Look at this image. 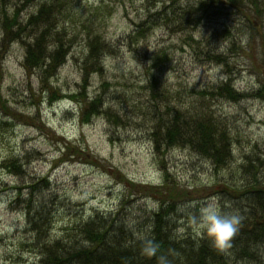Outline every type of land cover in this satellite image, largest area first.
<instances>
[{
  "label": "rangeland",
  "instance_id": "374dc122",
  "mask_svg": "<svg viewBox=\"0 0 264 264\" xmlns=\"http://www.w3.org/2000/svg\"><path fill=\"white\" fill-rule=\"evenodd\" d=\"M155 1L149 9L156 13L152 19L159 26L142 35L132 31L147 15L149 1L59 0L56 32L49 37V43L61 42L67 47V55L49 85L64 96L51 103L41 82L43 74L23 65L28 30L19 40L2 42L4 6L0 1V101L5 104L4 108L0 105V264H36L35 251L30 247L33 229L26 225L16 201L27 197L22 192H27L26 185L32 179L45 177L50 184L47 190L31 196L33 203L39 200L52 208L47 214V240L81 239L77 224L82 219L94 212L113 213L124 200L120 218L125 227L144 225L156 200L150 194L137 192L130 181L150 185L163 182V172L148 139L149 127L157 116L156 107L151 106V94L155 93L149 88L152 81L161 96L167 93L169 106L194 117L214 114L224 119L221 127L229 129L233 137L232 157L219 169L189 148L176 146L167 151L165 162L170 179L178 189H189L185 197L180 196L176 216L173 215L177 219V236L196 234L188 223L186 207L182 211L181 206L212 196L235 206V193L230 188L244 183L241 167L247 157L259 159L264 179V95L239 101L214 97L209 105L210 97L197 92L211 88L227 74L233 87L241 92L264 87V23L256 24L252 34L247 27L241 30L244 21L238 12H228L227 16L214 14L212 20L217 22L205 19L196 30L171 32L170 24L178 23L179 10L166 12V27L157 18L162 0ZM193 1L179 0L176 4ZM4 5L7 15L13 8H20L22 21L35 9L33 2L21 6V0H5ZM224 22L232 28L229 31L235 38V47H229L227 40L218 36L219 24ZM189 33L196 42L187 41ZM95 37L103 45L99 50L102 64L100 70L90 74L85 93L89 98L102 93L105 102L98 114L82 122L75 102L65 94L80 90L82 58L87 53V41ZM206 50L224 51V56L228 55L226 64L205 59ZM162 51V60L151 58ZM65 150L70 154L67 159L62 157ZM7 158L19 160L23 171L6 168L2 162Z\"/></svg>",
  "mask_w": 264,
  "mask_h": 264
},
{
  "label": "trees",
  "instance_id": "16d2710c",
  "mask_svg": "<svg viewBox=\"0 0 264 264\" xmlns=\"http://www.w3.org/2000/svg\"><path fill=\"white\" fill-rule=\"evenodd\" d=\"M0 1L4 6L1 23L2 42L7 44L13 40H19L28 30V41L23 45V65L29 71L38 69L43 74L41 82L47 90L44 89L48 93L47 99L50 103L62 98L64 94L59 95L49 85V79L64 64L67 55V47L61 42L52 43V45L49 43V37L56 32L54 28L57 23L56 15L59 14L56 12L59 9L57 8L59 0H21V6L30 2L35 4V9L23 21L19 18L20 8H13L12 13L7 15L5 0ZM146 1L150 2L147 15L136 23L133 34L143 35L148 29L159 26V23L156 24L152 19L156 13H151L149 9L156 1ZM177 1L179 0H162V9L158 11L160 13H157L159 14L157 18L164 21L167 27L169 24L165 20L166 12L169 9L171 13L175 9L179 10L178 23L174 26L170 24L171 32L185 30V28L196 30L205 19V22L213 23L214 14L227 16L230 14L228 12H238L244 21V26L240 27L241 30L247 27L252 34H254L256 24L264 23V0H195L192 3L185 2V5L176 4ZM231 29L225 22L219 24L217 31L221 33L218 36L222 40H227L229 47H235V38H232V33L229 31ZM249 38L251 39V36ZM252 40L254 41L253 37ZM187 41L196 42L190 33L187 35ZM102 46V42L100 43L96 37L87 41V53L82 58L83 71L79 83L80 90L73 94H65L69 100L75 102L79 120L82 122H88L92 116L98 114L105 102L102 93L91 98L85 93L90 74L100 70L102 59L99 50ZM223 52L214 53L212 50H206L203 54L207 60L215 59L218 63L226 64L228 55L224 56ZM164 57L165 51L155 52L151 56L155 61L162 60ZM149 88L152 92L155 90V93L151 94L153 98L151 106L156 107L157 116L153 125L149 127L148 139L156 162L163 172V182L150 185L130 181L131 186L135 187L137 192L150 194L156 200L155 207L143 221L144 225L136 224L134 225L136 229L125 227L120 218L124 200L113 213L94 212L82 219L77 224L81 239L61 237L47 240L45 233L49 234L50 231L47 214H50L52 208L39 200L33 203L34 199L31 196L33 192L39 195L41 190H47L50 184L45 177L32 179L33 181L26 185L27 192H22V196L27 195V197L21 200L16 198V201L17 206L24 213L26 225L33 229L34 241L30 247L35 251L33 256L36 264H159L158 257L160 256L166 257L168 264H250L256 262L263 264L264 179L262 180L263 177L260 176L262 169L258 158L247 157L241 167L243 176L246 178L244 183L230 188L235 193L232 197L236 202L234 207L240 209L243 217L239 231L232 238L230 249L220 252L212 248L206 239L196 234L183 233L177 236L174 233L177 229L175 223L177 219L173 215L176 216L177 201L185 197L189 189H178L177 184L170 179L165 162L167 151L176 146L187 150L189 148L203 159L209 160L215 169H219L223 168L232 157L233 137L229 129L221 127V123H225L224 119L214 114L212 117L210 114L194 117L177 107L169 106L167 93L164 91L166 96L164 93L161 96L155 87V81L151 82ZM263 88L241 92L233 87L231 76L227 74L221 82L209 89L197 92L210 97L209 105H212L211 98L214 97L227 98L230 101L260 98L261 94L264 95ZM0 105L5 107L2 101ZM157 105L164 109L161 111ZM113 117L117 118L116 114ZM67 152L65 150L62 157L69 158L70 154L68 155ZM18 161L16 158H7L2 163L11 171L22 172ZM20 190L21 188H18L16 192L19 196L21 195ZM38 209L40 211L46 209V212L39 213ZM138 236H147L158 244L157 253L154 256L147 257L140 253L141 242Z\"/></svg>",
  "mask_w": 264,
  "mask_h": 264
},
{
  "label": "clouds",
  "instance_id": "9594fccd",
  "mask_svg": "<svg viewBox=\"0 0 264 264\" xmlns=\"http://www.w3.org/2000/svg\"><path fill=\"white\" fill-rule=\"evenodd\" d=\"M187 209L188 223L197 236L203 237L217 251L226 252L230 249L232 238L239 231L242 220L241 211L228 200L212 196L201 200L198 204L189 203L181 206ZM195 208V211L192 209ZM141 242L139 249L142 255L152 257L157 253L158 244L147 236L137 237ZM159 264H168L166 257H158Z\"/></svg>",
  "mask_w": 264,
  "mask_h": 264
}]
</instances>
